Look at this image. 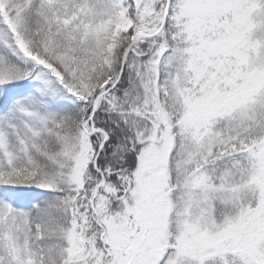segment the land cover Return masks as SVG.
Segmentation results:
<instances>
[{"label":"snow or ice","instance_id":"snow-or-ice-1","mask_svg":"<svg viewBox=\"0 0 264 264\" xmlns=\"http://www.w3.org/2000/svg\"><path fill=\"white\" fill-rule=\"evenodd\" d=\"M0 264H264V0H0Z\"/></svg>","mask_w":264,"mask_h":264}]
</instances>
